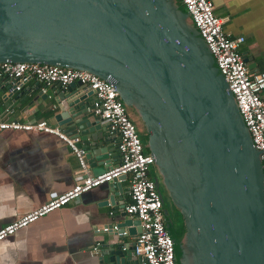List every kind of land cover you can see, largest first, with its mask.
Returning <instances> with one entry per match:
<instances>
[{"label": "water", "instance_id": "obj_1", "mask_svg": "<svg viewBox=\"0 0 264 264\" xmlns=\"http://www.w3.org/2000/svg\"><path fill=\"white\" fill-rule=\"evenodd\" d=\"M6 61L79 68L113 82L146 135L178 264H264L261 153L179 0H0ZM79 85L51 86L55 126L73 127L66 135L80 137L87 162L105 164L112 133L94 112L93 90ZM123 177L103 183L106 190L122 193ZM124 231L116 230L117 242L103 231L92 260L139 264L134 243L120 242Z\"/></svg>", "mask_w": 264, "mask_h": 264}, {"label": "crops", "instance_id": "obj_2", "mask_svg": "<svg viewBox=\"0 0 264 264\" xmlns=\"http://www.w3.org/2000/svg\"><path fill=\"white\" fill-rule=\"evenodd\" d=\"M213 3L227 34L245 37L239 49L248 56L251 71H264V0ZM7 84L8 79L0 75V117L21 122L44 119L57 125L54 115L59 110L51 86L35 78L18 91H10ZM79 88L89 90L84 85ZM39 90L48 96L42 98ZM63 128L67 135L75 131L73 127ZM111 137V150L103 154L110 157L106 163L88 162L92 174L119 162L118 138L114 134ZM78 170L75 154L58 135L38 130L0 131V227L71 188ZM120 184L122 193L106 190L103 184L1 240L0 264H97L92 260V249L106 237L103 231L107 229L114 234V241L119 240L114 225L127 231V245L134 243L141 226L124 211L130 200L129 176Z\"/></svg>", "mask_w": 264, "mask_h": 264}, {"label": "built area", "instance_id": "obj_3", "mask_svg": "<svg viewBox=\"0 0 264 264\" xmlns=\"http://www.w3.org/2000/svg\"><path fill=\"white\" fill-rule=\"evenodd\" d=\"M188 11L198 32L208 44L230 90L235 96L243 121L255 147L260 150L264 171V71H251L244 61L240 45L245 37H232L223 28V20L214 11L213 0H179ZM0 75L8 79L10 91H18L35 78L46 87H66L79 81L94 92V112L107 123L110 133L118 138L120 160L110 168L92 174L85 151L78 146L79 136H67L59 127L46 120L21 122L0 117L2 130H38L58 135L75 154L79 170L74 185L47 200L35 209L0 227V241L19 229L37 221L46 214L60 209L77 199L82 193L122 175L129 176V202L124 206L127 214L140 221L141 231L134 241V254L141 264H178L174 242L166 227L161 193L150 172L153 156L145 150L139 130L132 120L128 106L119 97L113 82L84 69L62 67L47 63L0 62ZM113 228L117 230V226ZM107 229V228H105ZM122 237L126 231L119 233ZM124 242V237L120 240ZM96 247L93 248L95 250Z\"/></svg>", "mask_w": 264, "mask_h": 264}, {"label": "trees", "instance_id": "obj_4", "mask_svg": "<svg viewBox=\"0 0 264 264\" xmlns=\"http://www.w3.org/2000/svg\"><path fill=\"white\" fill-rule=\"evenodd\" d=\"M179 3H180V2H179ZM180 5H181V4H180ZM139 134H140V138H141L142 141L145 143V141H146V135L144 134V131L139 130ZM152 172H153V170H151L150 175H151ZM151 177L155 180V176H152V175H151ZM160 193L162 194L161 191H160ZM163 199H164V203H165L167 206H171V203H170V201L168 200V198L164 197ZM178 219H179V218H178V216H177V214H176V215H175V223H176V224L179 223Z\"/></svg>", "mask_w": 264, "mask_h": 264}, {"label": "rangeland", "instance_id": "obj_5", "mask_svg": "<svg viewBox=\"0 0 264 264\" xmlns=\"http://www.w3.org/2000/svg\"><path fill=\"white\" fill-rule=\"evenodd\" d=\"M182 6V5H181ZM184 8V6H182ZM185 11H187L185 8H184ZM128 111H129V114L132 118V120L134 121L135 125L137 126L138 130H143L141 125H140V122L137 118V116L135 115V113L133 112V110L131 108H128ZM156 172L153 170V172L151 173L152 176H155Z\"/></svg>", "mask_w": 264, "mask_h": 264}]
</instances>
